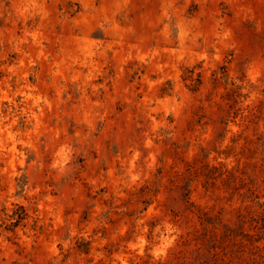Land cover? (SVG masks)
Listing matches in <instances>:
<instances>
[{
  "label": "rangeland",
  "instance_id": "1",
  "mask_svg": "<svg viewBox=\"0 0 264 264\" xmlns=\"http://www.w3.org/2000/svg\"><path fill=\"white\" fill-rule=\"evenodd\" d=\"M0 264H264V0H0Z\"/></svg>",
  "mask_w": 264,
  "mask_h": 264
}]
</instances>
